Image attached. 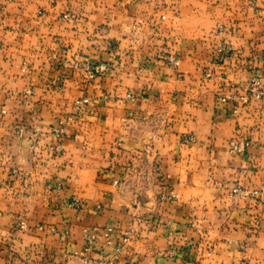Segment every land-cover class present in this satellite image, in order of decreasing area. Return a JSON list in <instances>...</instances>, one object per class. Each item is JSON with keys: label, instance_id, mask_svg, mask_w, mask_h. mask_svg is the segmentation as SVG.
<instances>
[{"label": "crops", "instance_id": "0c3cea01", "mask_svg": "<svg viewBox=\"0 0 264 264\" xmlns=\"http://www.w3.org/2000/svg\"><path fill=\"white\" fill-rule=\"evenodd\" d=\"M250 1L0 0V264H81L84 229L91 257L131 231L115 264H264V100L233 99L264 70Z\"/></svg>", "mask_w": 264, "mask_h": 264}, {"label": "built area", "instance_id": "2783aa9c", "mask_svg": "<svg viewBox=\"0 0 264 264\" xmlns=\"http://www.w3.org/2000/svg\"><path fill=\"white\" fill-rule=\"evenodd\" d=\"M164 19V17H162ZM221 28L218 29V34L221 32ZM233 54V50L231 46L225 42L224 40H220L215 48V54L212 59V64H223L226 62ZM167 63L174 69H176L179 66V61L176 56L174 55H168L166 57ZM72 70H81L83 73H85L88 76H98L102 72H104L107 67L104 64H98V65H92L89 60H83L80 62H72L70 63ZM206 78L211 77V71L208 70L206 72ZM264 80V70L258 74H256L248 84V86L245 88L243 95L235 96L233 99L236 103H247L249 98H253L255 100H263L264 99V88L262 87V81ZM27 94V91H25V95ZM129 95H127L128 97ZM221 101H225L224 98L221 99ZM90 104V101L87 98H80L74 102L73 108L75 112H79L83 107L88 106ZM68 120H70L68 118ZM62 125V123H59ZM55 132V136L57 138H60L63 133V128H52ZM195 142V138L191 136H186L183 139V143L185 144H193ZM231 150L234 153H243L245 149L248 147L247 142H230ZM57 148V147H56ZM158 178V199L162 202L170 201L176 198V194L173 191V189H170L167 187L166 183L162 179V176L160 174L157 175ZM60 189V185L57 186V190ZM243 196H247V192H240ZM235 194H238V191H235ZM253 194H256V192H253ZM69 207L73 208L74 210L80 211L82 209L81 203L75 199L71 198L68 200ZM21 228L24 229V224H21ZM131 232V231H130ZM130 232L124 234V236L121 237V247H115L113 248L112 255H105L104 247H108L112 245L111 236L113 235L112 229H107L106 232H104V237L106 239V243L101 246V255L97 257H91L89 253L92 251V248L95 244V242L98 239V235L92 232H89L88 230L84 229L82 238L85 243L84 248L81 253L78 254V257L81 259V264H115V260L119 253L121 252V248L128 243L130 240Z\"/></svg>", "mask_w": 264, "mask_h": 264}, {"label": "rangeland", "instance_id": "374dc122", "mask_svg": "<svg viewBox=\"0 0 264 264\" xmlns=\"http://www.w3.org/2000/svg\"><path fill=\"white\" fill-rule=\"evenodd\" d=\"M250 2H252V0L250 1ZM63 19H65L66 21H69L71 18L69 17V16H63ZM161 19H162V17H161ZM132 32H134V27H133V29L131 30V33ZM2 44L0 43V50L2 49V46H1ZM217 45V44H216ZM215 48H216V46H215ZM63 53V52H62ZM23 66H24V64H23ZM25 67V66H24ZM262 85V87L264 88V86H263V84H261ZM243 93H244V90H243V92H242V94L241 95H243ZM24 95H25V92H24ZM29 95V91H27V94L25 95V96H28ZM240 96V95H239ZM222 99V98H221ZM224 99H226V98H224ZM89 100V99H88ZM250 100H254V101H262V100H255V99H253V98H249V100H248V102L250 101ZM264 100V99H263ZM90 101V100H89ZM87 106H85V107H83V108H86ZM1 114L3 115V114H5V110L2 108L1 109ZM79 113V112H78ZM52 133L55 135V132L52 130ZM192 137V136H191ZM194 138V137H193ZM195 142H196V139H195ZM194 142V143H195ZM230 142H238V141H234V140H231V141H229V143H228V146L230 147ZM245 142V141H244ZM193 143V144H194ZM231 148V147H230ZM57 149H59V146L57 147ZM62 187H61V185H60V189H61ZM59 189V190H60ZM56 190H57V187H56ZM67 204H68V202H67ZM134 207L136 208V206L134 205ZM133 208V206H131V208L130 209H132ZM21 224H24L23 222H19V223H17L16 225H15V227H16V229H18V230H22L23 228H21Z\"/></svg>", "mask_w": 264, "mask_h": 264}]
</instances>
